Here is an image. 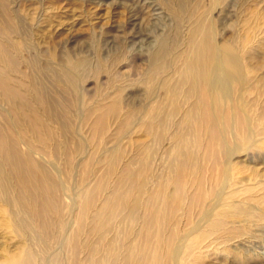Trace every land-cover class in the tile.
Here are the masks:
<instances>
[{
	"label": "bare ground",
	"instance_id": "1",
	"mask_svg": "<svg viewBox=\"0 0 264 264\" xmlns=\"http://www.w3.org/2000/svg\"><path fill=\"white\" fill-rule=\"evenodd\" d=\"M222 1L212 0L207 5L189 0L162 2L171 23L168 33L158 34L149 60L154 64L155 79L165 73L168 59H173V81L170 77L151 80L147 93L155 96L163 89L165 99L152 96L140 121L158 144L163 143V130L171 119L177 127L193 129L196 137H209L213 143L198 148L194 141L175 136V155L169 164H159L160 171H154L153 160L147 158L137 161L133 170H122L111 156L101 176L99 167L98 180L88 187L89 193L86 187L76 196L65 188L59 160L69 173L73 159L79 156L76 166L83 169V188L88 177L83 168L87 165L82 157L83 144L75 141L74 154L67 141V136L78 134L84 123L80 101L72 93L88 68L95 73L102 70L100 58L91 62L82 55L62 54L57 70L63 77L59 75L56 80L65 78V95L58 100L30 83H12L6 74L9 70L12 75H30L22 74L18 63L24 55L20 23L12 24L15 19L11 21L10 11L5 12V5L0 7V225L17 237L11 251L3 245L8 249L0 255V264H81L84 260L85 264H187L192 249H207L203 247L206 240L210 247H226L232 241L243 244L245 238L264 234V216L255 207L264 205V181L230 188L224 200L223 191L230 179L227 173L238 152L229 145L226 134L237 137L244 133L252 139L253 133L248 129L250 115L242 113L244 108L234 98V92L246 83L244 56L232 43L217 42V19L212 14ZM38 31H34L35 38ZM38 46L33 48L37 54ZM27 62L28 72L35 73L36 60L32 57ZM121 109L118 98L112 105L99 106L95 111L97 130L98 126L106 127L107 116L120 117ZM178 114L181 116L176 119ZM74 118L79 120L73 129ZM130 122L128 118L123 123ZM151 152L154 155L155 149L146 146L144 155L149 157ZM220 153L225 155L224 164ZM209 155L212 160L207 171L208 163L204 162ZM206 176L210 178L205 180ZM111 177L118 182L115 187L106 185ZM106 186L108 194L102 198L101 190ZM241 197L249 201V208ZM66 200L69 205L64 209ZM195 209L202 210L201 218ZM193 217L198 219L192 229L183 230ZM202 218L208 222L207 228H203ZM197 231L200 242L192 239ZM194 257L195 263L202 264L200 254ZM235 259L239 260L238 254Z\"/></svg>",
	"mask_w": 264,
	"mask_h": 264
},
{
	"label": "rangeland",
	"instance_id": "2",
	"mask_svg": "<svg viewBox=\"0 0 264 264\" xmlns=\"http://www.w3.org/2000/svg\"><path fill=\"white\" fill-rule=\"evenodd\" d=\"M163 1L167 0H4L5 4L2 3L3 1L0 2V7L5 5L6 13L7 9L10 11L11 21L15 19L12 24L20 23L23 43L21 48L24 55H22L23 60H18V63L22 74L30 75L25 78L20 74L19 77L16 73L12 75L9 70L6 74L10 75L12 83L24 82V85L30 83L36 90H43L46 95L58 100L65 95L62 91L65 78L60 79L59 82L56 80L59 79V75L63 77V73L57 70L60 57L66 53L75 57L82 55L91 62H95L99 57L102 63V70L98 73H95L93 68H88L87 75L80 80L76 92L73 90L74 93H72L74 98L80 101L79 107H81L80 112H83L84 117H81L84 123L80 131L78 129V134L67 136V141L74 154L75 141L80 140L83 144V162L85 160L87 162L86 167L83 168H86L88 173L87 184H84L82 188L80 175L83 169L76 166L79 156L73 159V166L69 173L66 167H63L64 162L59 160L61 163L58 165L62 169V177L66 182L65 188L69 187L72 196L83 192L86 187V192L89 193V188L98 180L99 167L101 176L106 169V160H109L111 156L114 162L119 161L118 164L122 170L127 168L133 170L137 161H144L147 158V160H153L154 171H160L159 164L163 161L169 164L172 156L175 155L177 145L175 136L181 135L185 141H194V145L197 144L198 148L207 143H213L209 137L203 139L196 137L193 129L189 131L183 125L177 127L171 119L168 122L169 125L163 130L164 140L161 145L153 140L149 129L140 123L144 118L143 111L150 107L153 97L158 100L165 99L163 89L156 91L155 96L147 93L151 80L159 82L161 79L171 78L174 74L175 61L168 59L165 73L159 76L157 74L153 79L155 77L154 64L149 60L158 34L169 31L168 27L171 23L170 17H167L163 9ZM189 1L192 4L207 5L212 0ZM212 16L217 19L215 24L218 33L217 42L232 43L244 56L242 65L246 83L240 91L234 92V98H237L240 106L244 108L242 113L250 115L251 125L248 129L253 133L252 139L246 138L244 133H240L237 137H234L231 132L232 137L226 134L229 145L238 150L231 160V171L227 173L230 179L223 191L226 201L230 188H243L257 181H264V0H223ZM37 29L39 31L36 39L34 31ZM37 46L38 54L33 49ZM32 57L37 64L35 73L32 71L29 73L27 70L29 67L27 61ZM117 98L122 114L117 119L107 116L105 118L106 127L98 126L97 130L95 111L101 105H112L113 100ZM0 111H2L1 107ZM180 116L178 114L176 119ZM128 118L131 122L125 125L123 122ZM78 120L71 119L73 129L78 126ZM0 123H2L1 119ZM146 146L149 150L155 149L154 155L152 152L149 157L144 155ZM197 154L200 157L201 153ZM224 156L220 153V160L223 164L226 159ZM206 159L208 161L205 160L204 164L208 163L205 168L208 171L210 160H212L211 155ZM219 176L223 180V176ZM204 179L206 180L207 176ZM108 180L107 186L115 187V184H118L115 177ZM107 186L101 190V197L108 194ZM240 201L248 202V204L244 203V206L249 208V201L246 198L241 197ZM66 204L69 205L68 200L65 202L64 209L68 208ZM255 207L257 212L264 216V205ZM219 210L220 207L216 213ZM178 212L181 222H184L186 219H183V212L179 209ZM65 213H67L66 210ZM195 213L201 218L203 212L195 209ZM197 219L193 217L191 224L185 226L183 230L190 231ZM239 220L241 219L237 221ZM201 222H205L203 228L208 227L206 220L202 218ZM253 229L257 228L253 227ZM6 231L8 229L0 225V255L4 254L8 248L11 251L13 244L17 241L14 234ZM199 233L200 231H197L192 239L196 238L200 242L202 238L198 236ZM256 234V238H245L243 244L240 241H232L226 247L219 245L213 248L211 246L212 249L208 244L209 241L206 240L208 243L204 241L203 247L207 249L205 248L203 252L192 249L187 264L195 263L196 254L202 256V264H264V234ZM186 239L188 238L185 237ZM3 245H7L8 248H4ZM235 254H238L239 260L235 259ZM66 256H69L68 253ZM84 261H81V264H85Z\"/></svg>",
	"mask_w": 264,
	"mask_h": 264
}]
</instances>
